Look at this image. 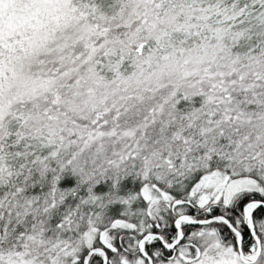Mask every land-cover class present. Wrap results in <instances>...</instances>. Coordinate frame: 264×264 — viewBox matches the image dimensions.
<instances>
[{
	"label": "snow or ice",
	"instance_id": "6c2138e0",
	"mask_svg": "<svg viewBox=\"0 0 264 264\" xmlns=\"http://www.w3.org/2000/svg\"><path fill=\"white\" fill-rule=\"evenodd\" d=\"M0 264H264V0H0Z\"/></svg>",
	"mask_w": 264,
	"mask_h": 264
}]
</instances>
